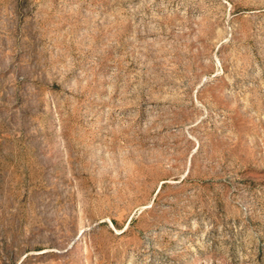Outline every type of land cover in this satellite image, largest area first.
I'll return each instance as SVG.
<instances>
[{"label":"rangeland","instance_id":"rangeland-1","mask_svg":"<svg viewBox=\"0 0 264 264\" xmlns=\"http://www.w3.org/2000/svg\"><path fill=\"white\" fill-rule=\"evenodd\" d=\"M0 264H264V0H0Z\"/></svg>","mask_w":264,"mask_h":264}]
</instances>
